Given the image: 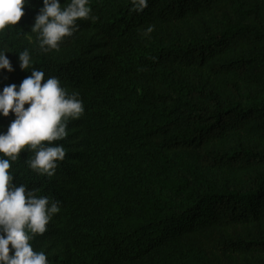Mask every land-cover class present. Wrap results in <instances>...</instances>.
<instances>
[{"label": "trees", "instance_id": "trees-1", "mask_svg": "<svg viewBox=\"0 0 264 264\" xmlns=\"http://www.w3.org/2000/svg\"><path fill=\"white\" fill-rule=\"evenodd\" d=\"M89 4L95 19L57 50L31 33L43 0L0 33L14 68L0 91L35 68L84 107L55 175L30 169V150L11 162L14 184L59 201L34 250L50 264H264V0Z\"/></svg>", "mask_w": 264, "mask_h": 264}, {"label": "clouds", "instance_id": "clouds-1", "mask_svg": "<svg viewBox=\"0 0 264 264\" xmlns=\"http://www.w3.org/2000/svg\"><path fill=\"white\" fill-rule=\"evenodd\" d=\"M30 0H0V33L11 30L25 16ZM148 0H132V11L143 12ZM89 0H43L31 33L37 34L42 52L57 50L65 37L79 28L77 21L95 19ZM148 26L144 35L152 33ZM21 70L27 71L33 61L29 50L19 54ZM14 71L4 48H0V73ZM27 105V107H25ZM84 113L78 94L64 88L57 77L45 79L42 70L32 68L31 75L20 84L6 85L0 91V116L15 118L7 131H0V264H50L44 251H35L32 241L43 235L55 214L59 201L38 195V189L14 184L11 162L30 150L28 167L41 175H55L58 162L64 161L66 149L57 141L68 135V122Z\"/></svg>", "mask_w": 264, "mask_h": 264}]
</instances>
